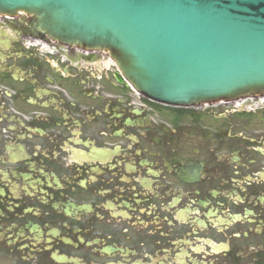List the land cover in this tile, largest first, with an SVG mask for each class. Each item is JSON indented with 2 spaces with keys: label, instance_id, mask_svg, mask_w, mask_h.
<instances>
[{
  "label": "flooded vegetation",
  "instance_id": "1",
  "mask_svg": "<svg viewBox=\"0 0 264 264\" xmlns=\"http://www.w3.org/2000/svg\"><path fill=\"white\" fill-rule=\"evenodd\" d=\"M0 264H264V90L162 102L0 12Z\"/></svg>",
  "mask_w": 264,
  "mask_h": 264
},
{
  "label": "water",
  "instance_id": "2",
  "mask_svg": "<svg viewBox=\"0 0 264 264\" xmlns=\"http://www.w3.org/2000/svg\"><path fill=\"white\" fill-rule=\"evenodd\" d=\"M17 9L54 36L112 48L161 101L264 89V0H0Z\"/></svg>",
  "mask_w": 264,
  "mask_h": 264
},
{
  "label": "rangeland",
  "instance_id": "3",
  "mask_svg": "<svg viewBox=\"0 0 264 264\" xmlns=\"http://www.w3.org/2000/svg\"><path fill=\"white\" fill-rule=\"evenodd\" d=\"M108 48V47H107ZM109 51L111 52V49L109 48Z\"/></svg>",
  "mask_w": 264,
  "mask_h": 264
}]
</instances>
